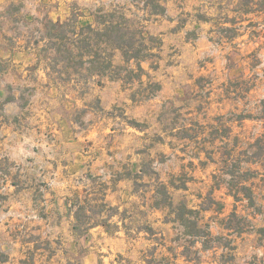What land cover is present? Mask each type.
Wrapping results in <instances>:
<instances>
[{
	"label": "rangeland",
	"instance_id": "obj_1",
	"mask_svg": "<svg viewBox=\"0 0 264 264\" xmlns=\"http://www.w3.org/2000/svg\"><path fill=\"white\" fill-rule=\"evenodd\" d=\"M252 2L0 0V264H264Z\"/></svg>",
	"mask_w": 264,
	"mask_h": 264
},
{
	"label": "trees",
	"instance_id": "obj_2",
	"mask_svg": "<svg viewBox=\"0 0 264 264\" xmlns=\"http://www.w3.org/2000/svg\"><path fill=\"white\" fill-rule=\"evenodd\" d=\"M253 2L256 6L255 8H258L256 10L264 9V5L259 4L260 0H253ZM86 28L90 30V32H94L95 36L109 38L108 44H113L119 49H126L127 53H132V50H134L135 47H138V45L141 44V42L136 39L135 35L131 34L130 31L124 29L120 23L115 22L112 18L111 20H108L103 31L101 32L95 30L91 25H87ZM95 56L98 58L100 56V53H95ZM136 56V54H133L132 58H136ZM199 234V236H201V234H203V231H200Z\"/></svg>",
	"mask_w": 264,
	"mask_h": 264
}]
</instances>
